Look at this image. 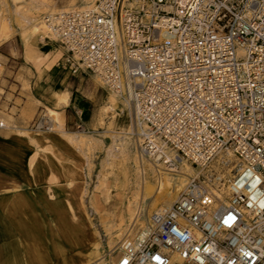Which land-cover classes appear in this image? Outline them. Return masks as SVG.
<instances>
[{"label":"built area","instance_id":"2783aa9c","mask_svg":"<svg viewBox=\"0 0 264 264\" xmlns=\"http://www.w3.org/2000/svg\"><path fill=\"white\" fill-rule=\"evenodd\" d=\"M47 16L41 38L59 44L61 65L133 106L140 151L195 170L143 239L133 225L114 264H264V0H95ZM227 148L224 202L200 172Z\"/></svg>","mask_w":264,"mask_h":264},{"label":"rangeland","instance_id":"374dc122","mask_svg":"<svg viewBox=\"0 0 264 264\" xmlns=\"http://www.w3.org/2000/svg\"><path fill=\"white\" fill-rule=\"evenodd\" d=\"M41 1L43 0H0V24L1 22L7 23L6 32L8 35L6 39L0 41V115L11 127L21 128L25 137L40 134L49 139L58 135V130L55 128L49 132H44L41 126L43 123H48L49 111L51 109L56 110L54 109L55 106H58L57 103L55 105L56 99L58 101L60 97H64L65 102L62 105H67L58 109L56 123L64 124L65 131L73 132L74 135L84 134L81 136L83 141H75L76 143L67 141L66 144L59 146L67 166L73 170V173L69 174V178L60 173L58 179H53L44 168L41 171L42 182L38 184L35 181L37 178H34L30 173L29 168L32 164L26 158L37 151L40 145L33 144L29 140L32 149H29L25 144L26 152L21 161L26 175L30 176V180L25 181L20 176L26 182L24 183L21 180L13 181L15 178L12 179L8 175L2 176L0 179V196L6 194L13 197L19 193H24L26 197L37 204L36 211L42 217L40 224L47 229V234L52 238L51 240L59 241L57 224L45 208L44 202L50 193L55 192L54 199L49 201L67 213L69 212L68 202L73 205L76 213L82 209L91 231L100 237L99 252L93 256L94 262L90 264H111V258L118 253V248L131 233L136 221L133 220L134 215L128 218L127 213L122 212L125 211L128 201L132 200L136 188V170L133 157L141 154L134 134L136 132L135 126L131 124L132 127H129V116L131 115L132 119V113H130V108L126 103L115 97L116 99H113L116 103L117 113L108 110L106 115L103 113L99 119H96L97 109L100 111L102 107L107 105L108 97H112V93L104 88L92 74L87 72L73 75L67 68L63 67L60 63L63 50L57 42L50 39L43 40L41 38L43 34L40 32L33 35L25 34L26 27L23 16L35 18V23L44 29L43 19L46 15L49 17V13L60 12L66 7L76 9L83 5L82 0H44L52 6L50 9V7L42 6ZM48 51H52L50 58ZM52 58L53 62L49 68V62ZM67 91L69 98L71 96L75 98L73 104L69 102ZM41 96L44 99H40ZM82 107L84 110L81 112ZM79 119L84 130L76 127ZM124 132L126 133L124 134ZM1 133H3L2 138L7 140L12 134L9 130ZM124 135H128L125 141L129 142L128 146L132 149L131 158L128 160L123 159L119 152L120 145L117 144L122 141ZM114 139H116L117 149H113L114 151L108 155L107 151L112 148ZM227 150L228 148L223 149L200 172L201 179L210 188L215 187L214 182L218 172L232 162L234 165L237 164L234 155L229 158L231 159L230 162L222 163L220 159L224 158L226 161ZM143 158L147 159L144 156ZM2 169L8 170V165ZM107 191L108 193H105ZM120 202H123L122 207ZM134 212L136 214V210ZM122 216L123 221L121 222ZM111 225L114 228L123 225L125 229L110 233L108 229L111 228ZM74 240L75 245L79 247L81 239L75 237ZM99 257L103 261L99 260ZM77 260L80 258L75 256V261ZM46 264H61V261L53 259Z\"/></svg>","mask_w":264,"mask_h":264},{"label":"bare ground","instance_id":"6f19581e","mask_svg":"<svg viewBox=\"0 0 264 264\" xmlns=\"http://www.w3.org/2000/svg\"><path fill=\"white\" fill-rule=\"evenodd\" d=\"M82 1H83V5L81 7H78V8L92 6L94 4L95 0H82ZM41 2H42L41 3L42 6L50 7V9H52V6L50 4H47L46 1L44 2V0H43ZM71 6L73 7V5H70V7ZM46 9H48V8H46ZM73 9H75V8L68 9L66 7V8L62 9L60 12H51V13H49V17L47 16L48 18L46 19V21H50L52 23H55L56 20L58 19V15L60 13L70 11ZM22 18L25 21V27H26V33L25 34L33 35L37 32L41 33V32L45 31V29H43V27L39 26L38 23H35V21H36L35 18H32V17L29 18V17H27V15L23 16ZM24 21H23V23H24ZM47 28H49V27H47ZM6 30H7V23L1 22V24H0V41L6 39L8 37ZM96 80L99 81L97 78H96ZM115 97L116 96L114 94H112V97L111 96L108 97L107 105L106 106L103 105L104 107H102V109H100V111L97 109V111L95 113L96 119H99V116L103 115V113H105V115H106L108 110L112 111L113 113L116 112V103L114 102V99H113ZM64 102H65V98L60 97L59 100L57 101V105L60 106V105L64 104ZM126 105L130 108V113H132V125L135 126L136 131H138V132L143 131V128L140 126L139 121L135 118L133 106L127 102H126ZM120 111H121V109H120ZM49 112L50 113L47 115V122L50 124L51 130H54L56 128V130H58L59 134L54 136V137H50L49 139L42 137L40 134L28 136V139L31 140L33 142V144L35 143L37 145H40V148L37 151H35L33 154H30L26 158L32 164L31 167L29 168L30 173L32 174V176L34 178H37L35 181L38 184L40 182H42L41 171L44 168L47 170L48 174L51 175V177L53 179H58L60 173H62V175L66 176L68 178L70 177L69 174L73 173V170H71L67 166L66 159H64L62 157V155L60 153L59 146L66 144L67 141L82 142L83 140L81 139L82 138L81 136H84V134L83 135H74V134H72L73 132L71 133L70 131H65L66 129L64 128V124H57L56 123V119H57L56 115L58 114L57 111L51 109ZM2 118H3V120H5L4 117H2ZM111 120H110V122H111ZM5 122H6L7 127L4 130H1L0 132H5V131L9 130L12 132V134L9 137L10 139H8V140L1 137V140L3 143H0V167L2 169V168H5L6 165H8V168H9L8 170L11 171L12 174H14V173L20 174V176H22L25 179V181H29L30 176L26 175L24 166H22V169L20 171H18L15 169V168H17V165H14L15 162H13L12 160L3 156V153L14 154L18 149L21 150V149L26 148V145L24 143L23 130L17 126L11 127L7 123L6 120H5ZM44 122H46V121H44ZM99 122H101V121H99ZM61 130H64V131H61ZM125 133L126 132H124V134ZM127 137H128V135L127 136L124 135V137L122 136V141L120 143H117L118 145H120L119 152L123 156L124 160L130 159L131 155H132L131 154L132 149H130V147L128 146L129 142L125 141ZM115 140L116 139H114L112 148H109L107 151L108 155H110L115 149H117V146H116L117 144L115 143ZM136 140H137V138H136ZM77 145H79V144H77ZM82 146H84V145H82ZM79 147H80V145H79ZM15 148H18V149L14 151ZM171 155H172L171 151L168 150L166 153V158H170ZM143 156L147 159H144ZM231 156H233V154L228 149L227 150V156L225 157L226 161L224 158L223 159L221 158L220 160L224 164L227 161L231 160V159H229ZM158 158L159 157L152 159L149 156H145L142 152H141V154L136 155V157L135 156L133 157V162L135 164V170H136V182H135L136 188H135V192L133 193L134 195H133L132 200L128 201V203L126 204L125 211H122V212L127 213L128 218H131V216L134 215L133 220H136L135 223H137V224L141 223L142 225H144L143 230L139 234V240L143 239L147 235L148 229L146 227V223L148 221L150 214L154 211L161 210V208L164 205H169L170 203H172L178 197L180 192L182 191L183 186L185 184L187 174L194 173V168L190 167L189 165H187L185 163L178 166L179 169H176L178 167L170 168V167L166 166L165 164H163L162 162L159 163L157 161ZM232 163H230L228 166L224 167L222 171L217 173L216 178H215V182H214L215 185L213 184L215 187L210 188L208 186L210 188V190L212 191V193L224 202H226L225 196H227V191H226L227 190L226 189L227 181L234 174V172H235L234 169H236V165H234ZM27 165H28V162H27ZM49 182H51V181H49ZM51 187H54V186H51ZM105 193H108V191ZM55 195H56L55 192L50 193V199L51 200L54 199ZM105 200H108V199H105ZM122 203L120 202L121 207H122ZM160 204H162V205L160 206ZM67 208L69 211L68 214L72 215V217H74V218H78L81 214H84L82 209H80L78 211V213H76L73 205L69 202L67 204ZM135 210H136V214L134 212ZM62 212H63L62 208L58 206L57 207V214L58 215L62 214ZM122 218H123V216L121 217V222L123 221ZM112 223H114V222H112ZM106 225H108V224H106ZM123 229H125V227L123 228V225H120L117 228L116 227L114 228V226L111 225V228L108 230H110V233H112L114 231H123ZM107 233H108V231H107ZM83 244H84V240L81 239L80 247H82ZM86 248H87L85 250L86 254H85V256H80V261L83 260L84 263L86 262V264H90V263L94 262V260H92L93 256L97 255L99 252L100 239L99 238H96V239L92 238L89 241ZM80 249L82 252H84L83 248H80ZM117 256H118V253L115 254L114 259L117 258ZM99 258H100L99 260L103 261V259L101 257H99ZM95 261H97V260H95Z\"/></svg>","mask_w":264,"mask_h":264},{"label":"crops","instance_id":"0c3cea01","mask_svg":"<svg viewBox=\"0 0 264 264\" xmlns=\"http://www.w3.org/2000/svg\"><path fill=\"white\" fill-rule=\"evenodd\" d=\"M48 52L50 58L52 51ZM52 62L53 58L50 59L49 68H51ZM40 99H44V97L41 96ZM68 99L70 104L75 101L72 96L69 98V92ZM56 103L57 99L55 105ZM65 105L55 106L54 109L59 113L58 109ZM80 110L82 112L84 108L82 107ZM1 137H3V133L0 132V143H3ZM24 141L27 147L32 149L28 137L24 136ZM17 149L15 148L14 151ZM25 152V149H18L14 154L3 153V156L15 162L14 165H17L15 169L20 171L23 166L21 160L25 156ZM6 175L12 179L15 178L13 181L24 182L20 174H12L11 171L2 170L0 167V179ZM10 197L6 194L0 196V264H46L53 259L61 261V264H86L83 260L75 261V256L78 258L85 256L89 241L92 238L100 237L91 231L84 214L74 218L62 209V214L58 215V205L49 201L51 200L49 194L44 202L45 208L57 224L59 241H55L51 240L47 229L40 224L42 217L36 211L37 204L26 197L24 193ZM75 236L84 240L82 247L75 245ZM79 248H83L84 252ZM114 257L115 255L111 258V264L115 262L116 258L114 259Z\"/></svg>","mask_w":264,"mask_h":264}]
</instances>
